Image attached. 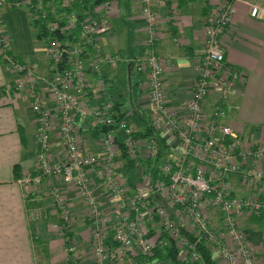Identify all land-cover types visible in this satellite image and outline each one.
<instances>
[{
    "label": "built area",
    "instance_id": "built-area-1",
    "mask_svg": "<svg viewBox=\"0 0 264 264\" xmlns=\"http://www.w3.org/2000/svg\"><path fill=\"white\" fill-rule=\"evenodd\" d=\"M139 1L148 37L131 64L145 78L150 124L169 146L158 171L160 178L154 183L151 171L160 155L159 140L135 136L137 131L127 119L118 117L112 86L104 77L106 66L117 67L123 59L108 54L102 46L113 23L98 10L110 9L112 2L83 13L82 9L74 10L76 4L83 6V0H22L33 20H48L49 13L54 19L47 21L49 35L41 39L50 64L46 75L11 55L0 30V59L19 77L16 89L27 94L38 127L39 173L27 174L17 183L25 193L46 179H61L77 189L92 233L90 264H123L130 255L136 256L131 264H145L137 256H150L163 232L175 244L182 264H202L199 242L206 244L220 264H264V256L257 258L241 225L243 217H264V142H243L223 123L229 98L237 93L239 84L246 83L243 72L227 63L223 42L237 0H223L217 10L204 16L198 75L191 99L181 108L166 97L167 66L157 48L162 36L160 10L172 0ZM4 2L0 0V6ZM79 12L85 15L83 19ZM262 15V8L254 5L251 17L261 19ZM42 91L50 95L56 113L47 108ZM209 99L213 102L211 111L206 108ZM90 121L94 130L107 129L98 136V154L87 151L82 143L80 124ZM56 122L62 158L51 153ZM129 160L134 161L131 172ZM135 171L136 191L131 194L134 185L126 173ZM232 176H238L245 196L235 194ZM51 196L65 237L73 219L68 199L56 185ZM29 216L39 220L42 211L33 208ZM215 216L219 227L211 225ZM110 236L112 245L108 243ZM163 241V246H169ZM66 251L67 262L83 264L72 244Z\"/></svg>",
    "mask_w": 264,
    "mask_h": 264
},
{
    "label": "crops",
    "instance_id": "crops-1",
    "mask_svg": "<svg viewBox=\"0 0 264 264\" xmlns=\"http://www.w3.org/2000/svg\"><path fill=\"white\" fill-rule=\"evenodd\" d=\"M4 1L0 6V30L10 54L46 75L49 71V60L45 51L43 54L35 48L37 43H43L36 37L38 30L29 9L22 0ZM110 1V9L98 10L100 15L108 17L113 23L112 30L103 36L102 46L108 54L120 55L123 59L117 67L106 66L103 70L104 77L112 86L111 96L114 102L122 104L121 112H128L129 126L135 131H142V121L150 119V103L144 90L145 78L136 72L131 60L146 42V23L141 14L139 0ZM222 2L223 0H172L166 8L160 10L162 36L157 48L167 66L166 97L176 108L186 104L193 94L199 58L204 49V16L217 10ZM254 5L262 8L261 19L251 17ZM82 8L83 6L80 9ZM235 9L233 22L223 38L225 59L227 63L243 72L246 83L239 84L237 93L229 98L225 105L226 118L223 123L230 126L243 142L262 143L264 0H237ZM122 64H126V69H133L132 75L121 70ZM18 79L19 77L0 59V264H68L66 240L56 223L59 215L51 196L55 185L64 190L72 212V243L83 258V264H90L92 233L87 209L77 189L65 185L61 179H46L40 185L31 186L25 193L17 183L19 178L27 174L39 173L37 122L27 94L16 89ZM119 80L130 84L135 95H138L136 98L132 97L127 106H124L123 99L116 98L113 92V89L116 92ZM42 94L47 108L56 113L48 92L42 91ZM212 107V99H209L206 108L211 111ZM124 108L127 111H124ZM59 128V123L56 122L51 150L55 158H62L64 155ZM94 128L91 121L80 124L84 148L98 154L101 149L98 146L99 137L93 136ZM21 136H24L25 144ZM15 167H18L19 178ZM233 183L235 194L244 192L238 176L233 177ZM136 184L138 185V182ZM245 195L244 192L242 196ZM33 208L41 209L42 216L39 220L30 218L29 210ZM81 219L85 226L77 228V222ZM241 225L254 246L257 258H262L264 219L249 220L243 217Z\"/></svg>",
    "mask_w": 264,
    "mask_h": 264
},
{
    "label": "trees",
    "instance_id": "trees-1",
    "mask_svg": "<svg viewBox=\"0 0 264 264\" xmlns=\"http://www.w3.org/2000/svg\"><path fill=\"white\" fill-rule=\"evenodd\" d=\"M106 1L109 0H87L83 2V13L85 12V10H91L97 6L102 5L103 3H105ZM81 5L80 4H76L74 7V10H78L80 9ZM59 9V8H58ZM71 13V12H68ZM78 16L83 19L84 18V14L82 15L80 12L78 13ZM54 19V15L49 13L48 16V20H53ZM48 20H33V23L35 24V28L38 30V34H37V39L41 40L43 37L48 36L49 31L47 30V24H48ZM52 35H56V34H52ZM122 104L117 103L115 104V110L117 111V115L119 118L121 119H128V112H121V107ZM143 130L142 131H137L135 132V136L139 137V138H148V137H157L155 131L153 130V127L150 124L149 119H144L143 121ZM106 128H101L99 131L98 129L93 131V136L98 137L101 132L106 131ZM22 142L25 144L26 140L24 138V136L22 137ZM157 139L159 140V150H160V155L159 158L154 162V166L151 169V171L153 172V182L155 183L159 178H160V172L158 173L160 166L165 162L166 160V156L168 155V148L169 146L166 144V142L164 141V139L157 137ZM129 172H131L130 170H132L134 168V161L129 160ZM15 172L17 174V178L20 177V174L18 173V167H15ZM254 219H264L263 218H254ZM180 230L183 232V234L188 237L191 241H195L193 240V236L191 234L185 233L184 229L180 227ZM65 240H66V247L70 246L72 244V235L70 233H66L65 234ZM163 240H167L169 243V246H163V244H161V242ZM164 242V241H163ZM109 244H113L114 242L112 241V236H110L109 240H108ZM197 252L201 258V262L202 264H218L216 257L214 256V254L210 251V249L206 246V244H204V242H199L197 244ZM137 259L145 264H156L158 262H169L170 264H182L181 261L179 260V252L175 247V244L172 242L171 238H169V236L163 232L160 236V238L157 240L156 242V246L154 247V249L152 250V254L150 256H144V255H139L137 256ZM68 264H70V262H67Z\"/></svg>",
    "mask_w": 264,
    "mask_h": 264
},
{
    "label": "rangeland",
    "instance_id": "rangeland-1",
    "mask_svg": "<svg viewBox=\"0 0 264 264\" xmlns=\"http://www.w3.org/2000/svg\"><path fill=\"white\" fill-rule=\"evenodd\" d=\"M259 6V5H258ZM42 44L41 43H37V45H36V49L39 51V52H43V54H44V50H43V48H42ZM121 70H123L124 71V73H130V75H132V71H133V69L132 68H130V70L129 69H126V64H122V67H121ZM124 77V76H123ZM117 89H116V92L114 91V89H113V92H114V94L116 95V98H118V99H123V105L124 106H127L128 105V102L131 100V98L133 97V98H136L138 95L136 94L135 95V92H133V88H132V86L130 85V84H127V83H125L123 80H119V82H118V86L116 87ZM122 95V96H121ZM124 111H127L126 110V108H124L123 109ZM136 174V171L135 172H132L131 174H129V177L130 178H133V179H135L134 178V175ZM233 177L234 176H232V178H231V180H230V183H231V186L232 187H234L233 185H234V183H233ZM133 179H130L129 180V182L132 184V185H134L133 186V189L134 190H132L131 191V194H134L135 193V191H136V185H135V181L133 180ZM241 192V191H240ZM244 194V192L242 191L241 193H239V192H237V195L238 196H242ZM59 222H60V220L58 219L57 220V224L59 225ZM217 222V223H216ZM78 224H77V228H79L80 226H85L84 225V222L82 221V219L80 220V221H78L77 222ZM79 224H81V225H79ZM70 226V228H69V231L68 232H70L71 233V229H72V225L71 224H69ZM211 225L213 226V227H219L220 226V223H218V221H217V218H216V216L214 217V218H212V220H211ZM152 229V228H151ZM158 228H156V230H157ZM154 230V229H153ZM154 231V232H157V231ZM65 238V237H64ZM72 245H73V243H72ZM74 246V245H73ZM75 247V246H74ZM76 250H77V248H75ZM78 251V250H77ZM92 257H93V254H92ZM216 259H217V257H216ZM133 260H136V256L135 255H130V256H128V258H126L125 260H123L122 261V263L123 264H131V261H133ZM218 261V260H217ZM80 262L82 263L83 262V258H81V260H80Z\"/></svg>",
    "mask_w": 264,
    "mask_h": 264
}]
</instances>
